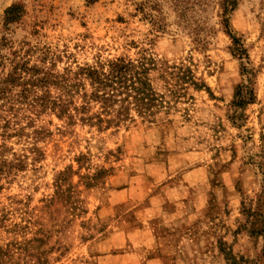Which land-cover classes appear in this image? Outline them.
<instances>
[{
	"label": "rangeland",
	"instance_id": "rangeland-1",
	"mask_svg": "<svg viewBox=\"0 0 264 264\" xmlns=\"http://www.w3.org/2000/svg\"><path fill=\"white\" fill-rule=\"evenodd\" d=\"M223 1L0 0L1 56L64 74L145 55L161 101L119 126L97 123L95 104L73 121L35 111V96L7 114L24 136L0 147L24 168L0 183V264H264L244 213L264 183V0H238L227 16L246 61L231 53ZM13 5L25 12L6 29ZM249 79L257 99L237 111Z\"/></svg>",
	"mask_w": 264,
	"mask_h": 264
},
{
	"label": "trees",
	"instance_id": "trees-1",
	"mask_svg": "<svg viewBox=\"0 0 264 264\" xmlns=\"http://www.w3.org/2000/svg\"><path fill=\"white\" fill-rule=\"evenodd\" d=\"M237 2L238 0H224L221 3L222 24L232 40L231 53L239 60L246 61L248 60L247 51L242 42L233 36L227 18L237 6ZM24 12L22 5L10 7L5 13V28L8 29L19 22ZM2 46L6 45L1 44L0 50ZM12 56L13 59H8L0 55V132H2L0 136L5 141L24 136L23 129L14 128L12 119L7 114L14 112L16 105L26 103L30 96L36 97L30 106L35 111L50 109L58 112L59 117H67L70 121L75 119V114L86 115L93 104L98 105L102 111L96 118L97 123L118 126L126 121L125 118L129 116L132 108L144 118L153 117L154 109L161 102L149 77L155 62L145 55L138 60L117 58L106 63L99 62L96 66L79 68L76 73L66 70L64 74H57L52 68L31 67L28 61L19 59L17 54H12ZM174 69H178L177 77L182 84L198 90L205 88L204 84L196 80L190 68L175 67ZM85 82L89 83L90 92L86 90ZM18 88L21 91L15 94L14 91ZM51 89L58 90L59 96L53 97ZM39 91L43 93L41 96L37 95ZM77 95L82 100L80 106H77L74 101ZM256 99L255 90L249 79L247 84L238 87L233 104L237 111H245L248 106L255 103ZM113 114L115 116L111 120L102 117ZM93 119L83 118L82 121L91 122ZM7 151L6 145L0 147V183L3 179L13 176L15 170L24 168L21 162L16 164L6 159ZM259 169L264 181V158L259 162ZM0 190H2L1 185ZM244 213L249 218L245 225L249 227V233L264 239V183L257 197L255 208L253 210L245 208Z\"/></svg>",
	"mask_w": 264,
	"mask_h": 264
}]
</instances>
